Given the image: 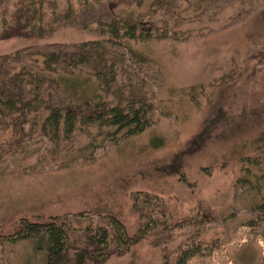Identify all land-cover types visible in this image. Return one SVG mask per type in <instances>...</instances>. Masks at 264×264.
Here are the masks:
<instances>
[{"label":"rangeland","instance_id":"374dc122","mask_svg":"<svg viewBox=\"0 0 264 264\" xmlns=\"http://www.w3.org/2000/svg\"><path fill=\"white\" fill-rule=\"evenodd\" d=\"M68 1L73 22L42 38L0 43V264H46L36 241L15 239L21 218L66 217L74 239L85 227L107 226L111 215L123 234H151L106 264H163L166 253L174 259L194 246L200 254L187 264H264V147L257 144L264 63L254 55L264 49V0H114L91 10L86 0H45L46 23L54 9L64 14ZM39 2L0 0V29ZM111 17L141 18L174 36L110 46L120 71L107 87L92 68L68 64L77 45L106 44L96 29ZM53 53L65 67L51 73L45 61ZM24 66L46 74L38 99L25 82L33 74L20 76L25 90L12 79ZM60 76L80 81L73 89ZM12 97L14 109L7 105ZM139 97L153 104L141 134L91 125L53 139L44 129L54 107L85 108L89 101L91 114ZM219 107L244 127L223 123L212 141L189 147ZM155 138L164 145L154 147ZM181 150L185 181L159 176L157 165Z\"/></svg>","mask_w":264,"mask_h":264},{"label":"trees","instance_id":"16d2710c","mask_svg":"<svg viewBox=\"0 0 264 264\" xmlns=\"http://www.w3.org/2000/svg\"><path fill=\"white\" fill-rule=\"evenodd\" d=\"M114 0H93V2H84V6L88 10L96 9L99 6H106L107 2ZM46 5L45 0H40L39 6H27L29 14L25 18L17 17L11 22H5L0 29V43L31 40L42 38L57 30L59 25L68 24L75 19V8L68 1L65 13H57L54 9L51 13L49 22L46 23L43 7ZM95 22L92 18L91 24ZM100 22V28L96 31L105 36L107 42L102 45L98 42H83L73 50L68 67L71 69L79 66L92 68L99 80L107 87H113L118 83L119 71L117 63L110 57V46L123 44L127 40L148 41L153 39H168L174 35H169L167 31H158V26H147L145 20L141 18L125 17L124 19L111 17L103 23ZM80 25V24H79ZM89 23H84L83 28H88ZM110 42V43H108ZM258 62L264 63V49L255 52ZM46 70L51 73L56 72L61 66H65L61 62L59 55L50 54L45 61ZM31 66H34L32 64ZM24 70L32 79L25 81L27 85L33 86V95L35 99L39 97V90L47 82L46 74L36 72L23 67L20 73L16 74L13 81L25 86L20 81V76ZM64 81H70L69 86L73 89L79 84V79H73L68 76H60ZM70 77V78H69ZM73 80H72V79ZM23 79V78H22ZM59 78L57 79V81ZM72 83V84H71ZM23 90L24 87H23ZM25 104V103H24ZM10 109L16 106L15 98L7 100ZM30 105V104H26ZM76 107L67 108L66 106H57L50 109L49 114L44 118V129L52 134L53 139H59L61 135L69 139L79 129V126L98 125L100 127H113L118 132L126 131L129 135H137L144 132L151 124L147 116L149 108L153 107L151 102H145L143 98H134L130 101L129 106L115 105L104 107L101 110H94L91 114H85V110L90 106L89 101H85V108H81L80 104H73ZM24 106V105H23ZM27 107V106H26ZM228 122V127L232 129L235 124L239 129L245 124L241 120H237L236 116L231 115L225 108L216 109L215 115L204 125L199 134L195 135L193 140L189 142V147L199 149L206 141H212L215 137L217 129L223 123ZM232 134L231 131H229ZM163 139L155 138L152 142L154 147L164 145ZM258 147H264V130L259 134L257 139ZM187 151L181 150L172 155L168 162L157 165L159 176L179 175L181 180L185 181L184 165L185 154ZM132 208L138 210L136 203ZM23 219V220H22ZM22 228L16 234L17 240H34L36 241L35 250L44 251L46 254V264H106L113 256H124L131 248L143 243L151 234L149 229H141L136 235L123 234L121 228L124 224L116 216L111 215L105 217L107 226L94 230L85 227L81 230L77 238L72 239V228L67 222L66 217H51L49 222H31L21 218ZM93 229V230H92ZM200 249L196 246L182 249L177 257L172 259L169 253L164 255L163 264H187L189 260L198 256Z\"/></svg>","mask_w":264,"mask_h":264}]
</instances>
